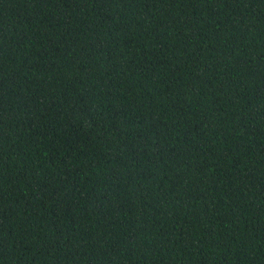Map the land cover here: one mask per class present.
Returning <instances> with one entry per match:
<instances>
[{
    "label": "trees",
    "instance_id": "obj_1",
    "mask_svg": "<svg viewBox=\"0 0 264 264\" xmlns=\"http://www.w3.org/2000/svg\"><path fill=\"white\" fill-rule=\"evenodd\" d=\"M0 264H264V0H0Z\"/></svg>",
    "mask_w": 264,
    "mask_h": 264
}]
</instances>
